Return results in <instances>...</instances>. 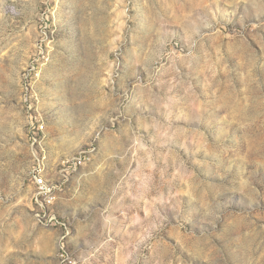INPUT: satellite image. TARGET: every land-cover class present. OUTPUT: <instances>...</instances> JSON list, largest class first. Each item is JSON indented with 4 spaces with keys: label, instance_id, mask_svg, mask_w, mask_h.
I'll return each mask as SVG.
<instances>
[{
    "label": "rangeland",
    "instance_id": "rangeland-1",
    "mask_svg": "<svg viewBox=\"0 0 264 264\" xmlns=\"http://www.w3.org/2000/svg\"><path fill=\"white\" fill-rule=\"evenodd\" d=\"M0 264H264V0H0Z\"/></svg>",
    "mask_w": 264,
    "mask_h": 264
},
{
    "label": "built area",
    "instance_id": "built-area-1",
    "mask_svg": "<svg viewBox=\"0 0 264 264\" xmlns=\"http://www.w3.org/2000/svg\"><path fill=\"white\" fill-rule=\"evenodd\" d=\"M36 185L39 187V194L42 196L43 202L52 204L54 201L53 187L50 186L48 181L42 176V173L37 170L35 174Z\"/></svg>",
    "mask_w": 264,
    "mask_h": 264
}]
</instances>
